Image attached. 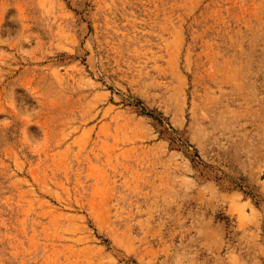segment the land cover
<instances>
[{
    "label": "rangeland",
    "instance_id": "374dc122",
    "mask_svg": "<svg viewBox=\"0 0 264 264\" xmlns=\"http://www.w3.org/2000/svg\"><path fill=\"white\" fill-rule=\"evenodd\" d=\"M0 264H264V0H0Z\"/></svg>",
    "mask_w": 264,
    "mask_h": 264
},
{
    "label": "clouds",
    "instance_id": "9594fccd",
    "mask_svg": "<svg viewBox=\"0 0 264 264\" xmlns=\"http://www.w3.org/2000/svg\"><path fill=\"white\" fill-rule=\"evenodd\" d=\"M25 43H28V40H27V38L25 39V41H24ZM34 141H32L31 139L29 140V143H33Z\"/></svg>",
    "mask_w": 264,
    "mask_h": 264
}]
</instances>
